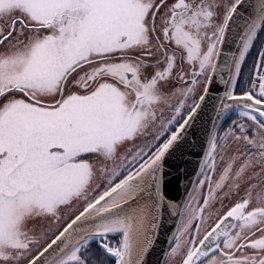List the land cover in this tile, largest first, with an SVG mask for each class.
<instances>
[{
  "label": "snow or ice",
  "instance_id": "snow-or-ice-1",
  "mask_svg": "<svg viewBox=\"0 0 264 264\" xmlns=\"http://www.w3.org/2000/svg\"><path fill=\"white\" fill-rule=\"evenodd\" d=\"M165 210L164 264H264V0H0V264H147Z\"/></svg>",
  "mask_w": 264,
  "mask_h": 264
},
{
  "label": "water",
  "instance_id": "water-1",
  "mask_svg": "<svg viewBox=\"0 0 264 264\" xmlns=\"http://www.w3.org/2000/svg\"><path fill=\"white\" fill-rule=\"evenodd\" d=\"M210 127V125H209ZM195 151H199L196 149ZM193 166L195 163L200 159L198 156H191L190 157ZM179 184H173L168 190H166L165 194L172 200L177 203H180L187 199L186 191H191L190 188L185 187L187 181L184 179L183 175L180 177ZM179 222V217L177 216H170L169 212L165 210L162 221L160 231L158 233L157 242L155 244L154 249H150L148 255L145 257L147 264H164L165 256L164 253L168 249V243L166 240L170 238L171 233L175 231V226ZM133 259H136L134 255Z\"/></svg>",
  "mask_w": 264,
  "mask_h": 264
},
{
  "label": "flooded vegetation",
  "instance_id": "flooded-vegetation-1",
  "mask_svg": "<svg viewBox=\"0 0 264 264\" xmlns=\"http://www.w3.org/2000/svg\"><path fill=\"white\" fill-rule=\"evenodd\" d=\"M258 49H259V44H257L256 47L252 50V58L256 57ZM229 123H230V121H229ZM224 127H227V124H225Z\"/></svg>",
  "mask_w": 264,
  "mask_h": 264
},
{
  "label": "bare ground",
  "instance_id": "bare-ground-1",
  "mask_svg": "<svg viewBox=\"0 0 264 264\" xmlns=\"http://www.w3.org/2000/svg\"><path fill=\"white\" fill-rule=\"evenodd\" d=\"M134 255H135V253H134ZM134 257V256H133Z\"/></svg>",
  "mask_w": 264,
  "mask_h": 264
}]
</instances>
